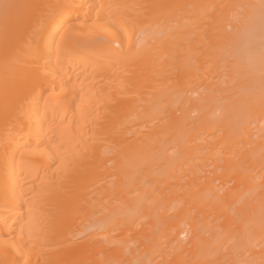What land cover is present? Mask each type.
Here are the masks:
<instances>
[{
  "label": "bare ground",
  "instance_id": "bare-ground-1",
  "mask_svg": "<svg viewBox=\"0 0 264 264\" xmlns=\"http://www.w3.org/2000/svg\"><path fill=\"white\" fill-rule=\"evenodd\" d=\"M0 264H264V0H0Z\"/></svg>",
  "mask_w": 264,
  "mask_h": 264
}]
</instances>
